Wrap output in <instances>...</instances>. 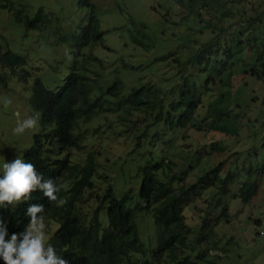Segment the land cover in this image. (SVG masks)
Instances as JSON below:
<instances>
[{
  "label": "trees",
  "instance_id": "1",
  "mask_svg": "<svg viewBox=\"0 0 264 264\" xmlns=\"http://www.w3.org/2000/svg\"><path fill=\"white\" fill-rule=\"evenodd\" d=\"M82 2L89 4V0ZM178 3L187 9L182 18L192 16L195 21L196 25L190 28L195 30L197 26L199 33L207 31L210 34L198 45L196 39L189 38L184 42L183 45L191 42V47L183 62L181 80L176 84L177 95L168 103H164L167 90L154 82H136L140 84L132 85L125 93V80L118 75L111 81L103 79L108 83L103 86L100 79L80 72L77 56L84 46L95 43L107 46L93 4H89V16L79 25V31L60 35L63 40H72L76 57L62 83L51 89L40 77L32 80L28 102L38 112V124L43 133H32V141L24 148L22 157L45 179L51 178L61 186L57 200L47 203L45 208L46 219L57 225L51 232V244L67 257L68 264H88V260L104 252L107 264H213L208 259L207 247L220 248L221 244L213 235L215 226L230 220L223 194L242 167L233 169L232 165L223 172L219 161L200 173H193L194 180L187 183V168L175 171L173 160L160 154L137 166L140 181L136 189L129 187L118 195L108 182L95 194L96 204L91 205L90 211L73 216L71 214H77L81 207V197L85 198L95 190L96 151H86L81 160L74 161L73 157L62 156V150L58 149L75 144V152H82V135L75 134V130L80 121L90 120L98 113L120 112L123 129L119 134H122L127 130L126 123L132 119L130 115L137 112L136 120L145 128H139L136 133V145L146 138L151 126L160 122L164 130L192 126L236 136L243 126H254L255 119L244 107L250 106L249 101L255 102V95L248 94L254 90L249 77L262 79L264 83V0H178ZM202 8L208 13L202 14ZM232 15H237V19L229 22ZM47 19V14L40 9L29 23L38 26ZM129 20L137 30L129 33L131 40L151 48L154 43L147 24L133 15H129ZM174 52L175 49L169 50L154 59L163 61ZM96 58L103 66V61ZM173 58L177 59L176 56ZM25 62L24 56L14 50L0 51V86H7V76L16 75L21 82H27L29 71L24 67ZM18 68L24 72L19 73ZM239 72L244 73L243 81L233 88V78ZM243 91L247 92L244 96L241 95ZM208 93L213 96L205 102L203 96ZM250 96L253 97L251 100ZM136 127L130 125L131 129ZM261 145L264 146V140ZM226 148V143L212 140L204 152L209 154ZM196 152L197 149L194 154ZM190 165L193 170L195 166ZM258 168L264 172V162L253 169ZM253 169L252 165L245 169L247 177L234 193L244 202L257 189L258 180L253 178ZM201 194L210 195L209 204L215 203L220 214L213 219L204 216L200 234L190 241L191 226L185 220L184 208ZM148 214L155 229L154 241L143 240L139 232L140 222ZM91 222L86 241L85 227ZM101 238L99 252L87 257L90 246ZM200 242L207 243L203 245L205 248L198 247Z\"/></svg>",
  "mask_w": 264,
  "mask_h": 264
},
{
  "label": "rangeland",
  "instance_id": "2",
  "mask_svg": "<svg viewBox=\"0 0 264 264\" xmlns=\"http://www.w3.org/2000/svg\"><path fill=\"white\" fill-rule=\"evenodd\" d=\"M89 4L94 5V12L103 30V42L107 46L101 43L84 46L82 53L77 56L80 72L100 79L103 86L108 84L103 79L111 81L118 75L125 80V93L132 85L140 84L136 82H154L167 90L164 103L175 97L176 84L182 77L183 62L191 47V42L183 45L184 42L189 38L196 39L198 45L210 32L199 33L197 26L195 30L190 28L196 25L195 21L192 16L182 18L187 9L178 0H89ZM89 4L82 0H0V51L11 49L22 54L26 61L24 67L29 71L27 82H21L16 75L12 78L7 76V86H0V171L5 162H11L16 157L22 159L24 148L32 141L33 128L22 134H16L13 130L18 122L38 115L28 102L33 78L40 77L51 89L62 83L76 57L72 40H63L60 35L79 31V25L86 22L89 16ZM40 9L47 14L48 19L42 21L41 25L33 26L29 21ZM201 13L207 14L208 11L202 8ZM129 15L147 24L151 42L154 43L151 48L131 40L129 33H136L137 30L132 26ZM236 19L237 15H232L229 22ZM173 49L175 52L168 59H154ZM96 57L103 61V66ZM18 72L24 70L18 68ZM243 75V72H239L234 76L233 88L241 85ZM249 84L254 90L248 94L255 95V102L249 101L250 106L244 109L255 119L254 126H243L236 133L237 136L216 130H198L192 126L164 130L160 122L151 126L146 138L136 145V133L139 128H145V125L140 127L136 120L137 112L130 115L132 119L126 123L127 130L122 134H119L123 129L119 121L120 112L98 113L90 120L80 121L75 134H82L83 151L75 152V144L58 149L62 150V156L73 157L74 161L81 160L86 151H96L98 165L95 190L86 194L85 198L81 197V203L88 204L81 207L92 208L96 203L95 194L101 192L108 182L118 195H122L129 187L136 189L140 181L137 166L160 154L173 160L175 171L187 168V183L194 180L193 173H200L219 161L223 165V172L232 165L233 169L242 167L237 170L236 180L230 183L228 191L223 194L230 220L221 221L215 226L213 235L221 244L220 248L207 247V255L213 264H264V172L259 168L254 171L256 166L264 162V146L261 145L264 140V83L262 79L251 76ZM246 93L243 91L241 95ZM212 96L208 93L203 99L206 102ZM252 98L249 97L250 100ZM130 125L137 127L131 129ZM156 131L157 134H154ZM151 137L153 141H150ZM212 140L226 143L227 148L205 154V148ZM195 149L197 152L194 154ZM190 164L195 166L193 170ZM251 165L254 168L253 178L258 180L257 189L244 202L234 193L246 179V170ZM209 202L210 195L201 194L184 208L185 220L191 226L188 233L190 241L200 234L204 216L213 219L220 214L218 206ZM149 214L141 220L139 232L143 240L154 241L155 229ZM204 244L207 243L200 242L198 247L205 248Z\"/></svg>",
  "mask_w": 264,
  "mask_h": 264
},
{
  "label": "clouds",
  "instance_id": "3",
  "mask_svg": "<svg viewBox=\"0 0 264 264\" xmlns=\"http://www.w3.org/2000/svg\"><path fill=\"white\" fill-rule=\"evenodd\" d=\"M32 128V133H43L38 115L18 122L13 131L22 134ZM60 188L53 179H45L23 157L3 164L0 171V264H68L67 257L51 244V232L57 225L46 219V204L57 200ZM79 205L86 206L81 202ZM90 210L79 207L78 213L71 215L78 216ZM91 225L92 222L85 227L86 241ZM102 238L90 246L87 257L99 252ZM88 264H107L105 252L88 260Z\"/></svg>",
  "mask_w": 264,
  "mask_h": 264
}]
</instances>
